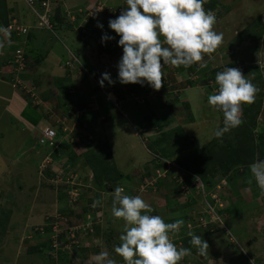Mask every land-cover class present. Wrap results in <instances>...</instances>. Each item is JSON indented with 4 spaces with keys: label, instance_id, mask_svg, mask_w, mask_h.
I'll return each mask as SVG.
<instances>
[{
    "label": "crops",
    "instance_id": "0c3cea01",
    "mask_svg": "<svg viewBox=\"0 0 264 264\" xmlns=\"http://www.w3.org/2000/svg\"><path fill=\"white\" fill-rule=\"evenodd\" d=\"M0 1H3V3H0V27L3 28L10 22L15 21L16 23H18V25L25 26L28 29L26 35H17L16 33H13L11 34V37L5 35L3 32H0V43H4V48L0 50V55L2 54L0 56V141L5 142V145L2 146L3 148H0V160L8 167L9 163L26 162L29 159H33L34 157L35 160L39 161L40 165L43 162L44 158L49 156L52 161L50 169V172L52 173V175H50L51 178H56L57 175L63 174L65 178H73L74 180L79 179L80 182L78 181L76 183L80 184V188H82L84 184L88 186L90 182L93 181L89 185V188L87 190L90 195L93 196L91 198L94 201L100 202L98 206L104 207V211H102L104 217L102 224L100 223L101 231H99L103 238L108 235L107 237H110L112 242L115 243V246H117L116 243H121L119 237L124 233L125 222L123 221V219H116L114 216H111V211L109 212V209L107 210V206H105V204H108L110 198L108 201L107 197H104L105 201L100 200L101 197H99L98 194L100 193L99 189L101 188L97 185H94V180H90V171L92 170V168L88 166L87 160L85 158V150L93 147L94 145H96V143L100 144L101 141H107V143L109 144L111 130L115 125V122H117L120 118L119 110L113 107L114 105L111 102H106L102 94L105 90H107L111 93L113 99H116L117 101L120 100L121 106H124V104H126L129 119L125 120V122L127 123L125 127L134 126V124L131 123L130 117L133 121H135V123L136 121H138L140 127H143L141 137H144V139L148 138L151 139V142H153L154 137L161 135L166 130L170 131L173 129L182 128L183 138L187 139V143H189L190 148L195 149L196 141L198 140L196 136L198 134H195L194 131L189 129L190 125L194 123V116L191 113L188 99L181 98L180 101L176 103L174 102V105H172V102V104L163 102V96L165 95H162L158 97L157 104L154 103V98L152 97L150 98V100H144L143 106H138L136 104L123 101L124 98L122 99V96L124 92L120 91L118 85L116 86L117 88H115L113 85H109L107 81H105L101 93H97L96 91H94V87L92 88L90 86L91 80L88 79V77L81 71L80 68H78L80 67L81 62L75 61L73 59L74 53L72 51H70L68 48H66L67 52H65V50H63L62 48L61 51L57 45H53L50 42H47L45 38L41 37L33 42V31L44 36H48V32H50V34L55 37L58 36L59 32L64 34L66 31H71L74 33L75 39L78 40L79 37L77 34V30H75V28L73 27L74 24H70L69 27H66V25H53L52 30H49L47 28L39 26L37 14L33 10V6L30 7L25 1ZM52 1L54 2V4L52 5L53 9L56 7V5H60L59 7L63 9V13L68 15V18L70 17L69 19H66V17L64 18L65 23L73 22L71 20L73 17L71 15L72 13L69 12L73 8H78L75 6V2L70 4V2L74 0ZM101 1H104L107 4L113 5L115 7L122 6L123 4L126 5V0ZM255 5L257 7H252V3L249 4V7L257 8V10L252 9V11H254L253 17H264V2L260 3L259 7L258 4ZM34 7L37 8V6ZM79 9L83 8L79 7ZM74 13L76 15V12ZM77 23L78 25H81L79 24V22ZM102 23L103 21L99 22L98 24ZM97 25L95 27V30H89L91 35L89 39H84L82 40V42L80 41L81 49H79L80 51H78L79 56H83V52H86L84 53V56L82 58L88 63V66L85 67L89 68L91 66V69L87 74H89L92 79H95L97 75L101 79L103 72L109 70L107 66L118 62V59L123 55V49L118 45L120 37L109 28V23L107 24V29L99 28L97 27ZM250 26L251 23L248 25V28ZM105 34L109 37H112L113 39L103 42L102 45H97V40L101 39L102 41V36H104ZM93 35L95 37H93ZM73 42L75 43V41ZM255 43L256 42H254V44ZM18 47H21L23 49L26 59V70L21 78L23 82L31 83L36 86L38 96L37 100L31 101V99H29L27 95L17 91L8 82L11 69L7 64V61L10 58V53ZM41 47H45L44 54H41L40 52ZM94 48H96L97 51ZM97 60H100V63H97ZM67 63L69 64L67 65ZM98 64L101 66H99ZM211 65L212 62H210L207 66L210 67ZM185 71L187 70L185 69ZM110 76L111 79L114 80L115 73L113 74V72H111ZM183 86H185L183 88V91L190 88L187 84H183ZM215 88L218 89V87ZM123 89L126 88L123 87ZM205 99L206 103L208 104V97ZM92 102L94 104H97L98 107L90 108L92 107ZM149 108L154 109L153 113L157 114V117L161 114L163 116L166 115L167 117L175 115V119L173 122L170 121L171 123H169V125L167 124L168 126L166 128H164L166 124L161 126L162 128L159 127V125L155 126L154 124H150L153 119H149V116H152L153 113ZM74 109L80 110V112L82 111L81 115H79L80 113L77 115H70V112ZM147 110L149 111V115H147ZM180 112H182L181 115ZM172 113L175 114L170 115ZM89 114H93V119H95L96 117V123L92 129L88 124L90 120ZM181 116L182 118H180ZM86 118H88V121H86ZM219 118L221 124L223 117L220 116ZM42 124L52 126L58 133L56 147L52 149L51 147L47 146L48 148H51L49 151L43 149L37 150L36 148L40 147L35 146L37 142L38 129ZM151 127H153V129L150 130L151 132L147 133L146 130H149ZM257 128V131L254 130V132H256V134L261 133L263 135L262 142L264 143V110L260 114ZM116 129L117 127L115 125L114 132ZM128 129L126 130V132H128ZM107 131L109 132V134H107ZM17 133L19 135L21 133L24 134V138L27 135L30 136V145H27L28 142H26L24 138L15 137ZM134 142H136V146L141 148L142 141L140 138L132 142L133 144L131 145V148L134 147ZM259 149L260 147L256 151L255 161L257 159H264V151L262 149ZM87 151L88 150H86V152ZM109 151L111 152V150ZM150 153L151 155H154L152 152ZM33 154L35 156H33ZM71 155L76 156V162L73 164L66 162L68 157ZM111 156H115V151L111 152ZM80 159L87 167V180L85 182H82L83 180L80 178L76 171V167L78 166ZM144 161L145 160H142L138 165L143 164ZM165 161L168 163L169 160ZM29 168L33 167L29 166ZM241 169H243V167H241ZM48 171L49 170L47 169L44 174H46ZM23 175H29L31 179L30 174H27L25 170L23 172ZM39 176L41 177V179H47V174L46 177L45 175L42 176L40 174ZM243 177H245L244 186H242L237 192H235L230 200V209L233 210V214H231L230 216L237 217L238 220H246L245 230L250 236L248 239V248L249 251H251L252 255H248L246 251H241V254L247 257L248 262H246V264H250L251 262L249 261V259H254L250 256L256 257L258 260L264 257V235L261 237V235L264 233V194H262L261 190L257 186L254 177H252L250 167L248 168L247 174L242 175V177L240 178L243 179ZM250 180L251 183H249ZM45 188H47V186ZM56 188L57 186H50L49 190L54 193V191H56ZM67 188L68 186L66 185L65 190L63 186L61 187V189H59L60 194L57 197L55 196L53 198V209H56L57 207L60 208L63 205L69 204V201H67L65 198V191L67 190ZM21 191L22 188L20 187V192ZM103 191L104 193H106V196H109L113 192V189L107 187V190ZM29 199L31 200L30 195ZM20 202L21 204L23 203L21 200ZM84 202L86 204L85 198ZM37 204L33 201L32 203H23V205L29 206V210L32 206L34 207L33 209L31 208L32 210H38V208H36ZM237 204H239V207L235 209V206ZM245 204H248L251 207L246 210L241 209V207H244ZM40 206L42 205H39L38 207ZM180 210H182L181 207H179V209H177L174 214V211H169V215L163 218L164 221L166 223H172L173 220H180L181 217L182 220L186 221L185 216L187 215H182L180 213ZM32 213L34 215L36 214L33 211ZM39 223V218L38 220H36L33 216L32 224L31 222H27V224L24 225L23 232L28 231L29 228ZM8 232L9 231H7V233ZM180 233L181 230L178 234ZM178 234L174 236H177ZM193 234L203 237V239L207 241L209 249H212V253L217 254V258H214L213 256H207L205 258V256L199 255L197 249L194 247L192 255L188 256V260L184 264H244L243 262H241V254L238 252V250H234L233 248L226 246L228 241L224 234H205L204 232L203 234L202 232ZM95 237L97 236L95 235ZM97 238L99 240L101 239L99 237ZM224 245L226 246L225 249L222 248ZM115 246L113 245V248H115ZM92 255L95 256V254L93 253ZM112 256H116V253H114ZM254 261L256 262L255 259Z\"/></svg>",
    "mask_w": 264,
    "mask_h": 264
},
{
    "label": "rangeland",
    "instance_id": "374dc122",
    "mask_svg": "<svg viewBox=\"0 0 264 264\" xmlns=\"http://www.w3.org/2000/svg\"><path fill=\"white\" fill-rule=\"evenodd\" d=\"M17 1H19V0H17ZM60 1H62V0H60ZM217 1H221L220 3L223 4L224 7L219 6V7H216L214 9V11L216 13H218V17L216 19L215 30L218 33H223L224 39H223V44L214 53H212L208 56L207 61H209V63L212 62V65L209 67V69L211 71L217 70V72H219V71H223L226 67L239 68L242 71V73L245 76H247V79L251 80L252 83L255 84L260 89L259 93L256 96V100L253 103V105H258L261 102L260 109H262V108L264 109V103H263L264 102V36H263L264 35V27H261V25L264 24V20H263L264 18L261 20L262 17H260V18H259V16L253 17L254 11H252V9L257 10V8H252L254 6L257 7L255 4H258V7H259L260 3L264 2V0H217ZM73 2H75V6L78 8H73L74 10L71 9V11L69 13H72L71 14L72 16L75 15L74 12L80 11L79 7L86 10L87 6H88V8H90L93 3L96 4L98 2H101V0H74V1H71L70 4H72ZM0 3H3V1H0ZM251 3H252V7H249V4H251ZM53 4H54V2H53ZM263 10H264V8H263ZM80 15H81V13H80ZM64 17H66V19H69L68 15H66V14L64 15ZM252 19H253V22H252ZM259 19H260V21H259ZM257 21H259V23L261 24L260 26L256 24ZM80 23H81V25H79V26H78V23H75L73 25V27H76L75 30H77V34L79 37L78 40L75 39V35L71 31H66L64 34L59 32L57 37L51 35L50 32H48V34H49L48 36H44V35L38 34V33L33 31V35H34L33 42L36 41L39 37H41V38H45V40L47 42H50L53 45H57L60 50L62 48L63 50H65V52H67L66 48H68L70 51H72L74 53V57L77 59V61L81 62L80 67H78V68H80L81 71L86 76H89L87 73H89L91 66L89 68L85 67V66H88V63H87V61H85L82 58L84 56V53H86V52H83V56H79L78 51H80L79 49H81L80 45H81L82 40L89 39L91 37V35H90V32H88L86 29H84L85 24L81 20H80ZM250 23H251V26L249 28L250 29H256V32L258 31L261 34L259 41L256 42L255 44L250 39H248V38L246 39L244 37L245 34L242 32V31H244L245 27L248 28V25ZM88 27H90V25ZM106 28H107V26H106ZM64 37H65V39H64ZM73 41H75V43ZM96 44L101 45L102 43H101V41H99L98 43L96 42ZM256 45H259V47H257ZM44 49H45V47H41V49H40L41 54L45 53ZM94 49L97 51L96 48H94ZM120 59L121 58H119L118 62H116L115 64L108 65L107 67L109 68V70L104 71L103 73H105V72H107L109 74H111V72H113V74L115 73L114 80H113V81H115V83L113 84V86L115 88H117L116 86L118 85L120 88V91H123L125 96L127 95L126 97H131L134 95L142 96L140 94H137L136 92H134V93L131 92V94L128 95L130 90L127 89L124 84H121L119 82L117 65H118ZM98 62L100 63V60H97V63ZM102 64H103V62H102ZM99 66H101V65H99ZM260 67L262 69H260ZM254 72H257V73H254ZM193 73L194 72L185 73V74H191V76H188V75L187 76L195 78V76H192ZM215 75H216V73L213 76L214 78H215ZM98 78L99 77L97 75L96 79H98ZM196 78H198V79L195 81H192V85H188L190 88L186 89L185 91L182 90L180 92L176 86H173L170 89H165L167 91V93H165L164 94L165 96H163L164 97L163 102H166L167 104L172 102L173 104L172 103L171 104L174 105V102L176 103V102L180 101L181 98L182 99H185V98L188 99V103H189V106L191 109V113L194 116V123L190 125L189 129L194 131L195 134H198L196 136L198 140L196 141V145H195V147L197 149L196 148L195 149L199 151V150H202V148L206 147L209 143L218 140V138L214 135V133L218 127H223V124L222 123L220 124V118H219L220 116L223 117V114H222V112L220 113V112H218V110L216 111L215 109H213V107L209 106L206 103V99H205L208 97L209 94L210 95L213 94L215 87H218L215 80L212 79V81H207L205 83L202 81L200 82L199 81V79H200L199 73L198 74L196 73ZM96 82L98 83L99 80ZM10 84L12 85V83H10ZM145 84L146 83H144L143 85H145ZM19 86L20 85H17V87H19ZM90 86L92 88L94 87V91H96L97 93H101V90L98 87H96L92 81H90ZM123 87L126 89H123ZM165 90L163 89V91H165ZM262 92H263V96H262ZM27 97H28V95H27ZM108 97L111 100L113 99L112 95H110V94H108ZM144 98L146 99V101L150 100V98H152V95L150 93H145ZM31 101H33V100H31ZM153 101H154V103L157 104L158 98L157 97L154 98ZM137 103H138V106H143V104L141 102H137ZM117 104H118V110L120 112V118L117 122H115L117 129L114 132V127H115V125H114L112 130H111V133H110V140L111 141L109 140V144L106 141V143L108 145H110L109 150H111V152L115 151V156L111 157L110 162L112 163V166L119 169L120 170L119 172H121V179H120V181L118 180L117 185L118 184H122V185L127 184L128 186H131V188H129V189L135 190L138 192V188H136L137 187L136 183L138 181L135 180L133 182L130 180L135 176V174L138 171H140L141 173L143 171H147L148 167L144 168L143 165L138 166V164L142 160H145L144 162H147L149 164V160L154 159V157H156V156L151 155V153H150V152H152L149 149V144L151 143V141H150L151 139H148V138L144 139V137H141V135H142L141 132H142L143 127H140V125L138 124V121H136V123H135V121H133L130 117L131 123L134 124V126L125 127L127 125L125 120L129 119V115H128L127 109H126L127 108L126 104H124V106H121L120 103H118V101H117ZM149 109L153 113V110L151 108H149ZM155 109H157V108H155ZM174 111H176V110H174ZM148 113H149V111L147 112V115H149ZM181 114H182V112H180V115ZM79 115H81V114H79ZM160 117H161V119H163L164 116L161 114ZM88 118H89V116H88ZM88 118H86V121H88ZM169 118H171V117H167V124L168 125H169V123H171L170 121H172V122L174 121L175 115L171 119H169ZM180 118H182V116ZM95 123H96V117H95V119H93V114H91L90 120L88 122L89 127L92 129L94 127ZM168 125L164 126V128H166ZM127 129H128V132H126ZM152 129H153V127H151L149 130H146L147 133H150L151 132L150 130H152ZM173 130H175V129H173ZM176 132H178V134H179V138L177 137L178 141H180L179 144H181V146H182V144L185 145L187 143V139L183 138V136H182V133H183L182 128H178V130ZM107 134H109L108 131H107ZM161 135L154 137V142L157 141L161 137ZM228 135H229L228 137H230L229 133H228ZM15 137L24 138V134L21 133L19 135L17 133ZM138 138H140L142 141L141 148L136 146V142H134V147L131 148V145L133 144L132 142L135 140H138ZM24 139L26 142H28L27 145H30L29 144V143H31L30 136L27 135ZM231 140L232 139L230 138V141ZM33 142H34V138H33ZM102 142H104V141H101L100 144ZM232 142H234V141L232 140ZM100 144L96 143V145H94L93 147L88 148L86 150L94 153V152L99 150ZM3 145H5V142L0 141V148H3L2 147ZM263 145H264V143L261 142V145H260L261 147L259 150L262 149L264 151ZM35 146L40 147V148H36L37 150L43 149V150L49 151L51 149V148H48L45 146L38 145L37 142H36ZM237 152H238V145H236L234 148V151H231L230 153L237 155ZM182 153H184V152H182ZM33 156H35V155L33 154ZM66 162H69V160L67 159ZM74 162H76V160ZM165 163H166L165 166L167 165L166 168L168 169V164H167V162H165ZM172 163L174 164V171H172L171 177H169L170 179H168L169 181L172 180L173 173L175 176H183V174L178 170V168H180V167L177 164L175 165L174 162H172ZM29 166L33 167V168H29ZM38 166H39V161L35 160L34 157H33V159H29L26 162L9 163L8 167L5 163H3L0 160V220H3V222H4L5 218L7 219L6 226H3L4 228L0 227V264H59V263H54L52 260H50L46 256L38 255L39 257H36L34 255V253L38 251L37 246L35 244H33V246H32L30 244V242H24V241H27L26 236L28 233V231L23 232L24 225H26L27 222H31V224H32L33 216L36 220H38V218H39L40 223L37 225L43 224L44 223V217L43 216H44V214H48V215L54 216V218H55V219L51 218V220L48 221V223H51V222H53V223H55V222L64 223V221L66 220L67 224L69 223V224H73L74 226H77V225H80L81 223H83L85 221L87 214L90 215V213H91L93 221H95L96 223H97V221H99L96 225L97 229L99 228V230H101L100 226L102 224L103 217H104L103 212H102V211H104V207L103 206L102 207H100V206L92 207L94 200L91 197H93V196L90 195V193L87 190L89 188V185L93 181L90 182V184L88 186H86L84 184L82 188H79L78 196L76 199L71 198L69 195V193L73 192V190L67 189L65 191V195H66L65 198L67 201H69V204L63 205L60 208L57 207L56 209H53L54 208L53 198L55 196L57 197L60 194V191H59L60 187L63 186V188L65 190L66 185L69 186L75 182H78L79 179L78 180L77 179L74 180L73 178L62 179L61 176H58L56 178H51L50 174H48V176L46 177V174H43L41 172L40 175H43V176L45 175V177L47 178V179L43 180L39 176ZM151 168L154 169L153 167H151ZM86 169H87L86 165H84V162L81 161V159H80V162H79L78 166L76 167V171H77V174L80 176V178L83 180L82 182H85L87 180ZM24 170L27 172V174H30L31 179H30L29 175L28 176L23 175ZM95 170H96V167H95ZM97 171L99 173L101 172V170H97ZM90 175H91L90 180L95 181L93 170L90 171ZM164 177H161L160 179H162ZM50 179H51V181H50ZM128 179H130V180H128ZM194 180L195 179H193L192 181H194ZM164 181H165V179H164ZM132 183H133V185H132ZM177 183H178V181H177ZM37 184L39 185L38 188H36V190H33V187ZM178 184L182 185L181 190H183V182L181 181ZM47 185H57L56 191H54V193H52L49 190L50 187ZM94 185H97L98 187H100L102 189V190L99 189L100 193L98 194V196L101 197L100 200L105 201L104 197H107V201H108L110 198L108 204H105V206H107V210L109 209V212H110L112 209V202H113L112 195L106 196V193H104V191H103L105 189H103L102 186H99L95 182H94ZM222 185L223 184H221V182H219L214 188H216L217 186H220V188H222ZM46 186H47V188H45ZM77 186H80V185H77ZM20 187L22 188V191H21L22 193L20 192ZM28 188L30 189V192H28V190H29ZM176 189H177L176 184H172L168 188L167 187L166 188H159L157 190L152 189V191H150L151 192L150 195L152 197H150L148 195H144L141 197L152 207V209H153L152 213H155V215H159L162 218H165V217H167V215H169L170 210L168 208L167 199L165 198L166 196L164 195V193H166L168 191H171V193H175V194L170 196V201H171V197L180 198L181 196H183V194L180 195L178 191L172 192ZM206 189H208V188H206ZM211 189L213 190V187ZM189 191H190V189H189ZM28 193H30L29 195L31 197V200L29 199ZM185 193L186 192L184 190V194ZM212 196L215 197L217 203L222 205L220 198L217 197L215 193H212ZM84 198L86 199V204L84 202ZM20 200L23 203H26V202L32 203V201L35 202L36 204L38 203L36 205V208H38V210H36V209L32 210L34 208L33 206L31 207L32 209L30 208V210H29V206L23 205V203L21 204ZM191 202H187V204L190 205ZM207 204H209V202L205 198V196L203 195L200 202H198L199 208L196 211L191 209L185 218L187 219L189 217V215H191V214H194L197 217V215H200L201 213H206ZM15 205H17V206H15ZM39 205H42V206L38 207ZM85 206H88V208H86V210H84ZM238 207H239V204H237L235 206V209ZM250 207H251L250 205L245 204V206L241 207V209L246 210ZM215 209L216 208L214 207V210ZM32 211L36 213L35 214L36 216L32 213ZM61 211L62 212L65 211L66 213L61 214ZM87 212H90V213H87ZM171 212H173V210H171ZM175 212L176 211H174L173 214ZM111 216H113L112 211H111ZM213 218L215 219L216 216H214ZM181 219H182V217H181ZM111 221H113V220H111ZM184 222L186 223L187 221H184ZM224 223H225L229 233L233 236V239H234V242H232V243L228 242L226 246H229L230 248H233L234 250L237 249L240 254H241V251L242 252L246 251V253L248 255H250V254L252 255L251 251H249V248H248V246H249L248 245V239L250 236L247 234V231L245 230L246 220L245 219L238 220L237 217L229 216V218L227 220H225ZM98 224H100V225L98 226ZM189 225L187 224V226H186L187 231L192 233V234L196 233L198 226L195 225V231H193L192 230L194 228L193 225H191L190 223H189ZM7 231H9V232L7 233ZM262 236H263V234L261 235V237ZM36 237L37 236L33 234V241ZM225 237L228 241V238L230 236L227 233V234H225ZM226 246L224 245L222 248L225 249ZM31 247H33V253L31 250H29ZM109 247H110V251H111L109 253L111 258L115 259L117 264H119V263L125 264L123 259L120 256H118L117 254L114 257L112 256L115 253L113 245L110 244ZM211 250L212 249H209V253L207 256H213L214 258H217V254L212 253ZM230 250H232V249H230ZM88 255H89V258L87 259V261H84L82 259H77V260H74L71 264H94V261H92V258L94 255H92V253H90V252ZM31 256L33 258L30 260V258H28V257H31ZM207 256H205V258ZM240 257H241V262H243L244 264H246V262H248L247 257L245 255L241 254ZM250 257L254 258L256 260L257 264H264V257L262 259H259V260L256 257H252V256H250ZM184 259L188 260V257H185ZM254 259H249L251 264H256Z\"/></svg>",
    "mask_w": 264,
    "mask_h": 264
},
{
    "label": "clouds",
    "instance_id": "9594fccd",
    "mask_svg": "<svg viewBox=\"0 0 264 264\" xmlns=\"http://www.w3.org/2000/svg\"><path fill=\"white\" fill-rule=\"evenodd\" d=\"M23 1L29 5L26 0ZM43 1L45 0H32L33 4L29 6H33L36 14L41 13ZM47 1L49 6L53 5L52 0ZM206 2L207 0H126L127 7H124L116 19L108 22L109 28L120 37L118 45L123 49V55L117 65L119 82L125 85L147 83L159 91L164 86L165 66L190 67L193 64H199L202 68L207 67L205 56L214 53L223 44L224 37L223 33L215 30L218 13L214 10H205ZM77 14L82 19V14L76 12ZM76 15L73 16L74 21L78 20ZM106 18L95 19V22L98 24ZM5 27H0V32L8 36L16 33L6 34ZM97 27L103 28V25L98 24ZM16 34L26 35L27 33ZM110 39L113 38L105 34L102 36V43ZM3 48L4 43H0V50ZM24 73L20 75L22 85L19 87L12 82L11 72L8 82L12 83L17 91L28 95L29 99L37 100L36 86L23 82L21 77ZM105 81L109 85L115 83L107 72L102 74L99 81L101 87H104ZM215 82L218 89L208 96V104L223 114V127H218L214 133L219 138L242 125V106L253 104L260 89L247 79L239 68L235 67H226L223 71L217 72ZM22 86L26 89L23 90ZM28 88H34L33 97L27 92ZM105 93L111 95L110 92ZM109 101L116 103V99H109ZM263 110V108L260 109L257 122ZM172 162L168 161L167 170L174 169ZM50 163L52 161L49 156L44 158L38 167L39 174L41 172L44 174ZM249 167L252 177L264 194V159H257ZM239 169L242 170L241 167ZM158 171L163 173L161 177H164V172ZM58 176L65 178L63 174L56 177ZM77 185L80 184L75 182L67 189H76L79 192L80 187ZM187 186L193 189L194 185L191 182ZM124 193L125 189L121 186H117L111 193L113 197L111 211L116 219H123L125 222L124 233L119 237L121 243L114 248V252L123 259L125 264H180L185 257L192 255L191 248L177 247L173 242L174 235L178 234L184 226V220L166 223L161 216L148 214L153 209L141 196H129ZM99 203L94 201L92 207H97ZM37 226L39 225L29 228L27 236ZM189 235L191 236L190 244L197 249L198 254L207 256L209 249L207 241L199 235L192 233ZM92 259L94 264H117L106 250L100 251Z\"/></svg>",
    "mask_w": 264,
    "mask_h": 264
},
{
    "label": "trees",
    "instance_id": "16d2710c",
    "mask_svg": "<svg viewBox=\"0 0 264 264\" xmlns=\"http://www.w3.org/2000/svg\"><path fill=\"white\" fill-rule=\"evenodd\" d=\"M38 1H42V0H38ZM220 2L221 1H217V0H207V2L204 5V8L205 10L212 11L216 7L219 6L224 7L223 4H221ZM37 5L39 7V4ZM59 6L60 5H56L54 9L52 8V6H50L51 9L50 22L52 23V25H60V26L66 25V27H69L70 24L72 25L77 22L81 24L80 23L81 20L85 24L84 29H86L88 32L89 30H95V27L92 25L94 21H90V20H88L90 23L83 21L82 19L65 23L64 21L65 14L63 13V9ZM118 7L121 6H117L115 8ZM122 8H124V4L122 5ZM76 17L80 18L78 14L76 15ZM109 20H114L113 15L107 17L103 21L102 29H107L106 26ZM259 21H257L256 24L260 26L261 24L259 23ZM89 25L90 27H88ZM261 27H264V24H262ZM242 32L245 34L244 37L246 39L247 38L250 39L252 42H258L260 39L261 34L258 31L256 32V29H250L246 27ZM93 37L95 36L93 35ZM256 46L259 47V45ZM208 56L209 55L205 56L206 63L208 62L206 60ZM208 64L209 62L207 63V65ZM179 69H180L179 71L182 72L183 74H185L186 72L188 73L194 72L197 74L199 73L200 75L199 81L200 82L202 81L204 83L207 81H212V79L215 80L213 76L215 73H217V70L210 71L208 66L202 68L198 66V64H193L190 67L179 66ZM185 69L187 71H185ZM87 77L95 84L96 87L102 90L100 83L96 82L97 79L95 77H94L95 79H92L90 76ZM98 79L100 81V77ZM183 84L192 85V82L189 81L186 83L176 84V87L180 90H183V88L185 87L183 86ZM125 86L127 89L130 90L128 95H130L131 92L133 93L136 92L137 94L142 95V96L134 95L131 97H126L127 95L125 96L123 94L122 96V99L124 98L123 101L136 105H138L137 102H141L140 101L141 99L146 100L144 98L145 93L151 94V91L153 89L147 83L145 85L127 84ZM105 92H109V91L105 90ZM102 95L106 102H111L114 105L113 107L118 109V104L115 105L112 101H109L104 93ZM118 103H120V100L118 101ZM91 105L92 107L90 108L98 107L97 104H94L93 102L91 103ZM242 107H243L242 125L225 133L222 137H219L218 140L209 143L206 147L202 148V150L199 151L190 148V145H188L189 143H186L185 145L182 144V146L181 144H179L180 143V141H178L179 134L178 132H176L178 129L170 130L162 133L161 137L157 141L155 142L153 141L149 144V149L156 157H154V159L149 160V164L147 162L140 164L143 165L144 168L148 167L147 171H143L142 173L138 171L131 180L128 179L133 182L135 180L138 181L136 183L137 186L136 188H138V192L129 189L131 188V186H128L127 184L117 185L118 180L120 181L121 179V172H119L120 171L119 169L112 166V163L110 162L112 156L109 151V146L106 143V141L102 142L99 148L100 151L98 150L94 153L91 151H87V152L85 151V158L87 160V164L89 167L92 168L94 172L95 183L98 184L99 186H102V188L104 187L103 189L105 190H107L108 187V188H112L114 191V189L117 186H121L124 187L125 189L124 194L126 195L129 196L148 195L150 197H152L150 195L151 193L150 191H152V189L157 190L159 188H166V187L168 188L170 187V185L176 184L177 189L172 192L178 191L179 194L180 195L183 194V196H181L180 198L171 197V201H170V196L175 193H171V191H168L169 193L166 192L164 193V195L166 196L165 198L167 199V205L169 210L176 211L177 209H179V207H181L183 211L180 210V212L182 211L181 214L184 216L187 215L191 209L196 211L199 208L198 202H200L202 196L204 195L205 198L208 200L209 204L216 208L215 211L220 219L209 221L210 218L207 215V213H201L200 214L201 216L197 215V217L189 215V217L186 219L187 222L184 223V226L180 229L181 233L175 236L173 242L177 245V247L191 248V251H194V247H192V245L190 244L191 236L188 234L190 232L187 231V227H186L188 223L193 225L194 227L192 229L193 231H195V225L198 226L196 232L197 234L201 232L203 234L204 232L205 234L221 233L225 235L228 233L230 236L228 238V242L231 241L233 242L234 241L233 236L229 233L224 223V221L227 220L231 214H233L232 213L233 210L230 209V200L233 197V194L237 192L242 186H244L245 177H243V179L240 177H242V175L247 174L249 166L255 161L256 151L259 147H261L260 145L263 140V135L261 133L256 134V132H254V130L257 131L258 129L257 117L260 113L261 102L258 105L250 104V105H243ZM76 111H79L80 114L82 112V111L80 112V110L74 109L73 111L70 112V115L72 114L77 115ZM173 114L175 113H172L170 115ZM154 115L157 117V114L155 113H153L152 116H149V119L150 118L153 119V121L150 124H155V126L159 125V127L165 124L167 125L166 115L163 117V119H161L160 116L156 118ZM169 117H173V116H169ZM228 133L230 134V137H228L229 136ZM57 135L58 133L55 130L54 146L51 147L52 149L56 147ZM38 136H37V144L47 147V144H40L38 142ZM230 138L234 142H232V140L230 141ZM236 145H238V152L237 155H234L233 153L230 152L234 151ZM75 157L76 156L74 155L69 156L68 163L71 164L75 163L74 162L76 159ZM165 160L175 162L180 167L178 168V170L183 174V176H175L173 173L172 175L173 178L171 181H169L168 179H170L169 177H171L172 171H174V169L167 170L165 166V162H166ZM47 166L49 170L46 173L47 176L48 174L52 175V173L50 172L51 163L50 165L48 164ZM151 167H153L154 169H152ZM240 167H243V169L240 170L239 169ZM97 170H101V172L99 173ZM158 170L164 172V176H165L164 178L162 179L157 178L156 172ZM195 176L198 177L201 180V182H203V194L202 193L199 194L187 186V184L188 185L191 184ZM177 181L178 183L181 181L183 182V190H181L182 185L178 184ZM150 182H152V184H149ZM219 182L223 184L222 188L220 189H218L217 187L214 188ZM38 186H39L38 184L35 185L33 187V190H36ZM47 186L56 187L57 185H47ZM212 187L213 190L211 189ZM206 188H208L209 190ZM184 190L186 192L185 194H184ZM28 192H30V189L28 190ZM212 193H215L216 196L220 198V201L222 202V206L220 208H218L219 203L216 202V199L215 197L212 196ZM29 194L30 193H28V195ZM187 202H191L192 205L187 204ZM86 208H88V206H86L84 209L86 210ZM65 213H66L65 211L63 212L61 211V214H65ZM148 214L155 215L152 212ZM43 217H44V223L42 225H39V226H43L42 230L41 231L32 230L31 234H29L26 238L27 241H24V242H30L32 246L33 244L37 246L38 251L34 253L36 257H39L38 255H41V256H46L54 263L71 264L74 260L77 259H82L84 261H87V259L89 258L88 255L89 252L96 255L100 251L105 249L106 251L109 250L108 252L110 253L111 251L109 244L115 246V243L112 242L110 237H107L108 235L105 237L106 239L102 237L100 233L101 230L99 231V228L97 229V227H95L92 234L86 233L81 235L77 234L75 236H70L69 233L66 231L65 233H59L57 236L53 237L54 232L52 230V227L54 223L51 222L53 224L49 226H45V221L48 222L51 220V218L53 219L55 218L54 216L48 214H44ZM200 217L204 218V220L206 221V225L200 224V220H199ZM172 222H175V220H173ZM6 223H7L6 218L4 222L3 220H0V227L4 228L3 226H6ZM55 223L58 225V228L60 230L64 229L65 226L64 223L61 222L60 223L55 222ZM33 234L37 236L34 239V241H33ZM95 235L101 239L99 240L97 237H95ZM116 245L118 246L119 243H116ZM29 250H31L33 253V247H31ZM28 258H30L31 260L33 257L31 256ZM186 261L187 260L183 259L180 262V264H184Z\"/></svg>",
    "mask_w": 264,
    "mask_h": 264
},
{
    "label": "built area",
    "instance_id": "2783aa9c",
    "mask_svg": "<svg viewBox=\"0 0 264 264\" xmlns=\"http://www.w3.org/2000/svg\"><path fill=\"white\" fill-rule=\"evenodd\" d=\"M29 5L31 6L33 4L32 0H26ZM42 6V12L38 13L37 12V18H38V23L39 26L47 28L49 30H52L53 25L50 22V6H49V2L47 0L43 1L41 3ZM124 7H127V5H124ZM124 10V8L118 7H112L111 5L107 4L104 1L98 2V3H94L91 5L90 8H87L86 10H80L79 13L82 14V20L89 22L90 21H94V23L92 24L94 27H96L97 23L95 22L96 20H102L106 17H109L111 15H113L114 19H116L121 12ZM215 13V12H214ZM216 16V13H215ZM72 21H74V17L71 19ZM90 23V22H89ZM17 23L15 21H12L11 23H9V25L7 27H5L4 29H6L7 31L5 32L6 34L12 33V32H16L18 34H25L27 33V28L26 27H22V26H18L16 25ZM101 41V39L97 40V43ZM102 43V41H101ZM73 59L75 61L76 58L73 57ZM206 60H208V57L206 58ZM7 64L10 66L11 69V73L13 75L12 77V82L14 83V85H22L21 80H20V75L22 73H24V71L26 70V59H25V55L23 52V49L21 47H18L17 49L13 50L10 53V58L7 61ZM68 64V63H67ZM199 66V64H198ZM260 69H262L260 67ZM179 67H173V66H165L164 67V79H163V84L164 86L159 90H155L152 89L151 91V95L153 98L158 97V96H162L165 93H167V91L165 89H170L173 86H176V84H180L183 82H192L195 81L196 78V73H193L192 76H195V78L193 77H188L191 76V74H183L182 72L179 71ZM188 75V76H187ZM99 79H97L98 81ZM21 88L26 89L25 86H22ZM163 89L165 91H163ZM179 91L181 92V90L179 89ZM217 91V88H215V90L213 91V94ZM27 92L31 93V96L33 97L34 95V88H28ZM105 93V92H104ZM107 99L109 100L110 98L108 97V93H105ZM142 103H144V99L140 100ZM264 103V102H263ZM115 105H117L115 103ZM76 114H78V111H76ZM38 142L40 144H47L49 146H54V137H55V130L53 129V127L50 126H46L45 124H42L39 127L38 130ZM157 178H160L161 176H163V173H161L160 171H157ZM195 180L192 181L193 189L196 190L197 193L199 194H203V183L198 179V178H194ZM149 184H152V182H150ZM218 189H220V186H217ZM188 189V188H187ZM142 190V189H141ZM70 197L73 199H76L78 196V190L74 189L73 192L69 193ZM69 200V199H68ZM222 205L218 204V208H220ZM206 213L209 216L210 220L209 221H214V220H219V216L217 215L216 211L214 210V207L211 206L210 204H207V208H206ZM191 216H195L194 214H191ZM216 216V218L214 219L213 217ZM200 224L206 225V221L204 220V218L200 217ZM99 221H97L98 223ZM95 221H93L92 219V215H88L86 216V219L83 223H81L80 225L74 226L73 224H67L66 220L64 221L65 227L64 229L60 230L58 228V225L56 223H54L52 230L54 232L53 237L57 236L59 233H65L66 231L69 233L70 236H75V235H81V234H92L95 225L97 224ZM53 223H48L45 222V226H49ZM189 225V223H188ZM190 226V225H189ZM188 226V227H189ZM43 226H37L35 227L33 230H42ZM180 231V230H179Z\"/></svg>",
    "mask_w": 264,
    "mask_h": 264
}]
</instances>
